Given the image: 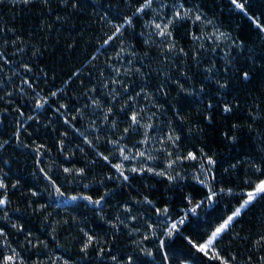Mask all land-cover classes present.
<instances>
[{"label":"snow or ice","instance_id":"1","mask_svg":"<svg viewBox=\"0 0 264 264\" xmlns=\"http://www.w3.org/2000/svg\"><path fill=\"white\" fill-rule=\"evenodd\" d=\"M6 3L11 8L38 6L41 24L38 32L26 33L0 21V153L16 147L31 150L32 175L41 174L57 196L86 201L93 216L107 227L96 231L86 218L74 215L51 223L49 205L36 206L33 198L40 193L34 186L25 191L20 178L13 181L11 160H5L7 170L0 168V264H157L158 255V264H174L167 249L177 236L202 254L199 262L184 258L178 264H204L203 258L208 264H264V213L258 220L253 217L247 228L240 223L264 201V75L243 94H233V81L250 84L257 79L255 45L225 29L223 21L206 10L204 0H127L114 10L105 0H0V6ZM230 3L255 25L264 46V12H250L251 0ZM85 15L94 17L100 30L98 39L92 37L96 47L85 48L84 62L54 86L57 74L43 63L46 40L53 34L59 38L65 25L74 28V18ZM189 23L191 29L178 37ZM188 36L190 42L182 44L180 40ZM77 43L72 39L68 46L75 50ZM259 60L264 70V52ZM74 81L76 87L71 89ZM218 107L228 121L222 139L235 148L246 134L254 145L251 152L227 161L226 167L220 152L209 147L208 129L193 120L195 115L215 125ZM48 110L53 117L41 119ZM42 129L56 133L55 153L51 145L32 140ZM193 140H199V146ZM49 153L45 165L41 158ZM78 154L86 160L83 166L74 162ZM57 167L64 184L54 178ZM97 168L103 171L96 172ZM234 174L239 184L229 181ZM90 175L91 182L86 183ZM145 177H159L170 189L194 182L201 187L200 198L184 194L185 206L174 216L167 201L152 199L150 190L133 183ZM66 184L77 185L80 191L69 196ZM17 192L20 195L13 201ZM222 197L234 200L225 205L227 211L206 230L186 232L202 209L215 211ZM29 208L31 215L48 222L53 241L61 229L67 230L75 258L56 255L48 240L15 219L14 214ZM225 236L228 242L221 247ZM233 244L236 249L229 250ZM41 248L43 253L37 251Z\"/></svg>","mask_w":264,"mask_h":264},{"label":"trees","instance_id":"2","mask_svg":"<svg viewBox=\"0 0 264 264\" xmlns=\"http://www.w3.org/2000/svg\"><path fill=\"white\" fill-rule=\"evenodd\" d=\"M106 4L110 2L113 5V10L117 4H120L121 7L127 3V0H105ZM206 5V10L210 11V14H214L216 17H219L224 24L225 29L233 30L234 35H239L242 39L246 41L250 46L255 45L256 51V76L257 79L250 84L236 83L233 81L234 93L233 94H243L245 89H251L259 80L261 75H264V70L259 68L260 60L259 57L264 52V46L261 44L260 36L255 25L248 19L247 16L242 13L234 10L233 6L230 3V0H204ZM250 12L253 14H260L264 12V0H251V5L249 8ZM13 15L15 20H13ZM0 21H7L10 26L15 24L17 27H22L25 32L32 30L39 31V25L41 24V18L39 16V7H34L32 9L21 8L20 5H17L15 8L5 4V6H0ZM75 27L69 28L68 25H65V29L62 31L59 38L55 34L47 38L46 42L48 43V48L46 49V57L43 60V63L48 66L51 71H54L57 74V79L53 82L54 86H60L62 82L67 78V75L73 70L74 67H78L80 63H83L85 60V48L89 51H92L97 44L96 40H92L93 35L99 38L100 30L96 25L95 18L89 19L87 15L74 18ZM191 24L185 25L177 33L178 37H184V33L191 29ZM71 32V36L69 35ZM83 33V36L80 33ZM72 39H75L77 47L75 50L71 49L68 46V42ZM191 37L188 36L180 40L182 44H187L190 42ZM92 40V43L89 41ZM102 59V58H101ZM219 60V57L217 58ZM246 66L248 62H242ZM195 70V69H194ZM44 83H41V87H44ZM76 87V82L74 81L71 89ZM71 89H69V95H71ZM229 95V99H231ZM161 102H164V98H160ZM23 103V101H20ZM56 105L54 104L53 107ZM27 107L31 108V101L28 102ZM202 107V105L193 104V108ZM47 108V106H46ZM45 117L52 118V110H48L44 113L41 119ZM12 118L9 117V127L6 129L7 133L10 135L12 131L11 127ZM193 120H200L202 125L208 129V135L206 137L209 147L213 151L220 152V159L222 161V166H227V161L233 159L234 156L242 157L244 154L251 152L253 150V143L251 139L245 134L243 135L240 145H237L235 148H232L228 145L221 137L223 131L227 130L228 121L221 117L220 108L216 110V123L215 125H208L204 123L203 117H198L193 115ZM2 127V126H0ZM35 127V125H33ZM195 127V124H193ZM31 131V129H30ZM61 131L63 127L61 126ZM56 133L51 132L50 130H41L39 133L34 134L32 140H35L37 143H46L52 146L53 153L56 152V141L54 137ZM7 138V137H5ZM32 140L27 142L31 143ZM197 146H199V140H193ZM35 147V144H33ZM103 150V149H102ZM91 155V153H90ZM52 154H46L45 157H42V161L45 165L49 164V159ZM11 160L9 165L13 169V181L16 178H20L24 184V190L28 191L29 188L35 187L36 190L40 193L38 197H35L36 206L38 207L40 203H46L49 205V211L53 213V216L50 218L51 223H55L57 219H63L66 215H74L79 218L85 219L89 228H92L96 231H101V228H106L107 226L103 225L99 221L98 217H94L90 206H87V202L83 200L71 201L65 197H60L55 195L54 191L49 188L48 182L44 180L41 174L37 173L36 176H33L34 171V160L35 156L32 155L31 150L29 149H20L9 148L6 153H0V168L7 170V167L4 165L3 161ZM78 166H83L86 163V160L81 158L78 154L76 160L74 161ZM60 163L71 166V163L68 161L60 160ZM96 172H101L103 169L97 168ZM222 172V168H221ZM54 178L58 179V183L64 184V175L62 174V169L57 167L53 173ZM240 179L243 178V169L239 173ZM229 181L233 185L239 184L240 180L237 179V174H234L233 177L229 178ZM86 183L91 182V175ZM133 183L137 188H142L145 190H150L152 199H156L160 202L167 201L171 205V213L174 216H177L182 212L183 207L185 206V201L183 199L184 194L192 192L193 195L197 196V199L200 198L201 187L194 182L183 183L182 186H177L175 188H169L167 183H161L159 177H145L143 180H134ZM150 185L152 186L150 188ZM114 187L115 185H110ZM99 187L98 185H93V189ZM45 189H49L46 191ZM236 192L240 191V188H234ZM65 191L67 194L74 195L77 194L80 189L77 185L66 184ZM127 191V189H125ZM102 194V189H101ZM136 193L133 192L132 195ZM20 194L17 192L12 196L13 201H15ZM123 197H117L116 199H122ZM230 202H234L232 197H222L219 201L218 206H216L215 211L212 209H202L199 213V216L187 225L186 232L206 230L208 225L211 224L216 216L222 211H227L225 205ZM111 204H115V200L110 201ZM264 213V201L258 202L254 207H252L247 214L241 219L240 223L244 224L245 228L248 227L249 221L255 217L257 220L260 218V215ZM47 215V212L45 213ZM15 219H19L21 223H24L27 228L33 230L35 234L39 235L42 240H48L51 249L55 250L56 255L65 256L66 258H75L77 255L76 249L72 244V236H70L66 229H61L56 235L57 239L53 241L49 235L51 233V227H47V223L42 216H33L31 215V209L29 208L25 213H16L14 214ZM155 219V218H153ZM163 219V218H161ZM200 225V227H197ZM240 224L236 225V229L239 230ZM75 235V233H73ZM22 240L23 237L21 236ZM229 237L225 236L221 241V247L225 246L228 242ZM58 244H64V248H58ZM149 246H152L151 244ZM237 245L233 244L232 248L229 250H235ZM170 255L174 258V264H178L180 260L184 258H189L195 262L201 260L202 254H196L193 250L190 249L187 242L184 240L183 236H177L169 241V247L167 249ZM43 253V249H39ZM44 256L41 255V259ZM145 259L151 261L152 257H146ZM159 255L155 258L157 264L159 262ZM204 264H208L207 258H203Z\"/></svg>","mask_w":264,"mask_h":264}]
</instances>
